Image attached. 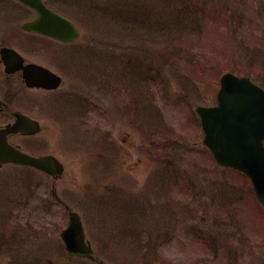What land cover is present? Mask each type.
Masks as SVG:
<instances>
[{
  "label": "rangeland",
  "instance_id": "rangeland-1",
  "mask_svg": "<svg viewBox=\"0 0 264 264\" xmlns=\"http://www.w3.org/2000/svg\"><path fill=\"white\" fill-rule=\"evenodd\" d=\"M69 1L81 39L65 47L26 38L22 52L58 69L62 87L39 94L11 83L14 106L48 127L16 143L56 156L65 176L53 184L56 201L45 176L0 169V264H93L69 258L57 241L67 207L107 264H264V211L249 204L247 181L213 171L194 112L215 101L224 72L264 88V0H214L223 11L215 24L193 8L202 0H172L173 8L165 0ZM105 11L145 26L120 17L110 24ZM201 22L216 28L215 43L210 29L197 35Z\"/></svg>",
  "mask_w": 264,
  "mask_h": 264
},
{
  "label": "water",
  "instance_id": "water-1",
  "mask_svg": "<svg viewBox=\"0 0 264 264\" xmlns=\"http://www.w3.org/2000/svg\"><path fill=\"white\" fill-rule=\"evenodd\" d=\"M37 12V18L22 25L27 31L57 37L63 41H75L77 29L67 20L48 10L42 0H18ZM24 81L28 87L47 89L58 86V78L43 68L29 65L24 68ZM215 107H197L204 132L203 144L213 154L217 165L235 168L251 180L257 199L264 207V90L249 78L224 74ZM41 127L26 117L17 116L13 124L0 130V167L13 163L30 166L47 175L58 176L63 165L52 155L31 156L10 145L7 136L13 133L33 135ZM70 256L96 259L85 239L79 215L71 211L68 226L60 233Z\"/></svg>",
  "mask_w": 264,
  "mask_h": 264
},
{
  "label": "flooded vegetation",
  "instance_id": "flooded-vegetation-1",
  "mask_svg": "<svg viewBox=\"0 0 264 264\" xmlns=\"http://www.w3.org/2000/svg\"><path fill=\"white\" fill-rule=\"evenodd\" d=\"M10 4H12V7L16 9V15H11V17L9 13ZM44 4L50 9H52L53 11H55L56 13H58L59 15L72 21V18H71L72 13L69 14V11L73 9L71 1L69 0H44ZM24 9L25 7L22 6L18 2H14L12 0L11 1L10 0H0V127L13 119V110H17L23 114H26L27 116L33 118L34 120L41 122L42 124L45 123V120H43V118H41L38 113L35 112V114L34 113L31 114L30 111L29 112L26 110L24 111L14 106L15 105L14 98L16 95L11 92V88H12L11 83H14V81H18L19 84H22L21 71L16 70L17 66L19 65L18 59L22 60V62L20 63L21 65H25L26 63L30 62V60L24 57L22 54V52L24 51V42L26 38L27 37H30V38L37 37V38H40L41 40L44 39L43 41L46 42L47 40L48 41L47 43H49L50 45L52 43L53 44L55 43V45H58V46H65V47L72 45V44L62 43L60 41H57L49 37H44L42 35L41 36L37 34L30 35V34H26L22 32L20 29V23L24 20V18L22 17L24 15ZM82 9L83 10L82 12H80V14L82 16L81 18L84 19V7L83 6H82ZM13 13L14 12H11V14ZM11 18L12 20L10 21ZM20 18L22 19L21 21H20ZM13 20L14 21L19 20V22H16L13 26H10V23ZM10 38H13V40L15 41V44H12V42L11 43L9 42ZM7 51L16 52L15 53L16 55H12V59L8 58ZM40 65H43V64H40ZM43 66L49 68L50 70L58 74L62 79H64L63 75L60 74L59 71H57L58 70L57 68H56L57 70H54V69H51L50 66L48 67L45 64ZM63 84H64V81H63ZM29 91H33V90H29ZM34 91L39 92V94H42V93L50 94L54 92V90L44 91L40 89L38 90L36 89ZM21 97L23 98V95H21ZM39 104L36 105L35 107L37 108L38 112L40 110H43V107L39 106ZM33 105L35 106V103ZM38 136H41V134ZM130 136L131 135L124 134V137L126 139L130 138ZM125 138H122V139H125ZM30 139H33V138H28V139H23V140H30Z\"/></svg>",
  "mask_w": 264,
  "mask_h": 264
},
{
  "label": "trees",
  "instance_id": "trees-1",
  "mask_svg": "<svg viewBox=\"0 0 264 264\" xmlns=\"http://www.w3.org/2000/svg\"><path fill=\"white\" fill-rule=\"evenodd\" d=\"M209 4H210V2L209 3H206V4H204V3H202L201 2V8L205 11L206 10V13L208 14V15H210V16H212L213 15V13H214V7L216 6L215 5V3L214 4H212L211 6H210V8L207 10V7L209 6ZM212 10V11H211ZM217 16V15H216ZM236 29H234V31H235ZM233 32V31H232ZM242 47H244V45L242 46ZM249 47V46H248ZM248 47H246V48H248ZM232 51L234 50V49H231ZM262 52V51H261ZM1 250L2 251H4V248L2 247L1 248Z\"/></svg>",
  "mask_w": 264,
  "mask_h": 264
}]
</instances>
